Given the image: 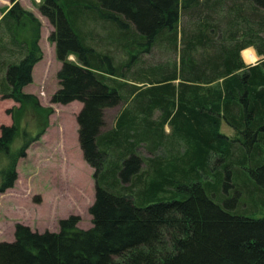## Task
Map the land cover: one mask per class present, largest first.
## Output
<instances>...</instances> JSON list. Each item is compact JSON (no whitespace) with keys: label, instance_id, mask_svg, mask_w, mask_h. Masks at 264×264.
Returning a JSON list of instances; mask_svg holds the SVG:
<instances>
[{"label":"trees","instance_id":"obj_1","mask_svg":"<svg viewBox=\"0 0 264 264\" xmlns=\"http://www.w3.org/2000/svg\"><path fill=\"white\" fill-rule=\"evenodd\" d=\"M10 3L0 18V95L19 105L1 126L0 192L14 187L19 159L54 112L23 90L43 58L42 23L20 0ZM38 8L62 63L51 102L83 104L92 227H79L77 214L58 231L17 223L14 240L0 241V264H264V216H256L264 211V0H40ZM90 22L123 58L91 44ZM249 47L258 60L252 50L244 60ZM156 49L168 58L143 73V54ZM121 102L115 127L102 132L106 109Z\"/></svg>","mask_w":264,"mask_h":264},{"label":"rangeland","instance_id":"obj_2","mask_svg":"<svg viewBox=\"0 0 264 264\" xmlns=\"http://www.w3.org/2000/svg\"><path fill=\"white\" fill-rule=\"evenodd\" d=\"M4 3L5 0H0L1 13L7 8ZM39 4L40 0H23L22 4L32 11L42 23L39 45L43 51V58L33 68V82L26 85L23 90L36 94L41 104L52 107L54 112L49 116V125L41 139L31 144L25 158L19 159L18 179L14 187L0 192V241L14 240L17 223H23L40 232L58 231L60 219L72 214L81 217L79 227L84 229L92 227V215L89 208L95 201L94 170L83 157L77 120L83 104L77 100L68 104L51 102L52 95L60 87L57 73L62 63L56 57L55 43L49 41L54 26L40 12ZM85 31L95 33L94 40L91 38L92 33L89 35L91 44L104 50H110L118 60L124 57L123 51L113 44H105L98 40L99 37L106 35V30L99 24L90 22ZM251 50L254 51L252 47H249L242 51L244 60L248 54L252 53ZM168 56V53L158 49L151 54L144 53L141 62L144 68L143 73L150 64L166 60ZM259 58L258 56L257 60ZM70 59L75 61L76 57L70 56ZM11 103L13 99H3L0 95V134L1 126L9 125L11 121V115L8 113ZM123 108L124 104L121 102L117 106L106 109V125L102 132L115 127ZM33 117L30 114L31 120ZM31 126H34V122H31ZM165 129L167 132L171 131L169 125H166ZM222 132L229 136L235 134L234 129L226 123L222 124ZM18 144L19 139L14 142L13 146L17 147ZM140 151L148 158L153 157L145 145ZM6 161L4 156L0 158V183L1 170ZM148 168V162L144 161L141 170ZM256 216H264V211Z\"/></svg>","mask_w":264,"mask_h":264},{"label":"crops","instance_id":"obj_3","mask_svg":"<svg viewBox=\"0 0 264 264\" xmlns=\"http://www.w3.org/2000/svg\"><path fill=\"white\" fill-rule=\"evenodd\" d=\"M21 2H22V4H23V0H20ZM4 5H5V7L7 6H10L11 5V3H10V1L9 0H5V3H4ZM2 17V13L0 12V18ZM253 48V47H252ZM253 50H254V52L256 53V51H255V49L253 48ZM256 55H257V53H256ZM257 57H258V55H257ZM257 62V61H256ZM256 62H253L252 64H254V63H256ZM7 100H12V99H7ZM15 105H18V103L17 102H15L14 100H13V103H11V105H10V107L9 108H11V107H13V106H15ZM12 123V118H11V121H10V123L9 124H11Z\"/></svg>","mask_w":264,"mask_h":264},{"label":"clouds","instance_id":"obj_4","mask_svg":"<svg viewBox=\"0 0 264 264\" xmlns=\"http://www.w3.org/2000/svg\"><path fill=\"white\" fill-rule=\"evenodd\" d=\"M259 63V62H258Z\"/></svg>","mask_w":264,"mask_h":264}]
</instances>
